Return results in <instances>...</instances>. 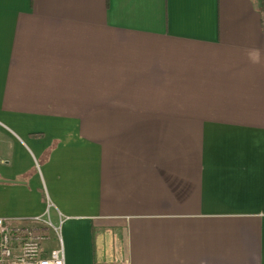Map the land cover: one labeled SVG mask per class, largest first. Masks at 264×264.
<instances>
[{
  "label": "crops",
  "instance_id": "0c3cea01",
  "mask_svg": "<svg viewBox=\"0 0 264 264\" xmlns=\"http://www.w3.org/2000/svg\"><path fill=\"white\" fill-rule=\"evenodd\" d=\"M0 180L64 264H264V0H0Z\"/></svg>",
  "mask_w": 264,
  "mask_h": 264
},
{
  "label": "built area",
  "instance_id": "2783aa9c",
  "mask_svg": "<svg viewBox=\"0 0 264 264\" xmlns=\"http://www.w3.org/2000/svg\"><path fill=\"white\" fill-rule=\"evenodd\" d=\"M50 229L57 233L53 249L43 243L49 240ZM0 264H64L60 228L49 217L36 216L17 224L0 217Z\"/></svg>",
  "mask_w": 264,
  "mask_h": 264
},
{
  "label": "rangeland",
  "instance_id": "374dc122",
  "mask_svg": "<svg viewBox=\"0 0 264 264\" xmlns=\"http://www.w3.org/2000/svg\"><path fill=\"white\" fill-rule=\"evenodd\" d=\"M54 224V223H53ZM55 226V225H54ZM61 235V234H60ZM57 236V233L53 230V229H50L49 232H48V237H49V240L48 241H44V245H48L49 249H53L55 248V238Z\"/></svg>",
  "mask_w": 264,
  "mask_h": 264
},
{
  "label": "water",
  "instance_id": "95a60500",
  "mask_svg": "<svg viewBox=\"0 0 264 264\" xmlns=\"http://www.w3.org/2000/svg\"><path fill=\"white\" fill-rule=\"evenodd\" d=\"M3 180H0V182H2Z\"/></svg>",
  "mask_w": 264,
  "mask_h": 264
}]
</instances>
